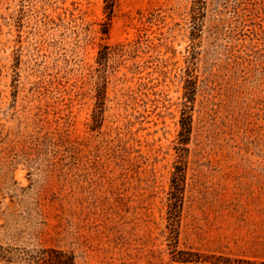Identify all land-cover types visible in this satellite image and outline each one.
Wrapping results in <instances>:
<instances>
[{"label":"rangeland","instance_id":"obj_1","mask_svg":"<svg viewBox=\"0 0 264 264\" xmlns=\"http://www.w3.org/2000/svg\"><path fill=\"white\" fill-rule=\"evenodd\" d=\"M49 249L264 264V0H0V264Z\"/></svg>","mask_w":264,"mask_h":264},{"label":"trees","instance_id":"obj_2","mask_svg":"<svg viewBox=\"0 0 264 264\" xmlns=\"http://www.w3.org/2000/svg\"><path fill=\"white\" fill-rule=\"evenodd\" d=\"M179 179V176H174V183L178 184ZM48 253V256H44L43 259L49 264H73L72 255H68L61 250L49 249ZM184 260H187V258H184Z\"/></svg>","mask_w":264,"mask_h":264}]
</instances>
